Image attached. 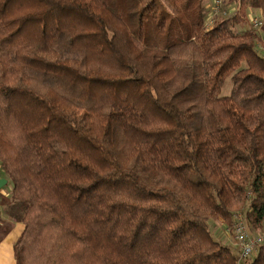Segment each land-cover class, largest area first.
<instances>
[{"label": "trees", "instance_id": "trees-1", "mask_svg": "<svg viewBox=\"0 0 264 264\" xmlns=\"http://www.w3.org/2000/svg\"><path fill=\"white\" fill-rule=\"evenodd\" d=\"M206 1L0 0L15 264H237L210 228L264 225V0Z\"/></svg>", "mask_w": 264, "mask_h": 264}, {"label": "built area", "instance_id": "built-area-1", "mask_svg": "<svg viewBox=\"0 0 264 264\" xmlns=\"http://www.w3.org/2000/svg\"><path fill=\"white\" fill-rule=\"evenodd\" d=\"M207 1L204 5L205 17L203 26L205 29H210L217 19L233 14L237 8L236 4L231 3L230 0ZM247 19L248 25L251 28L260 30L263 21L261 10L257 8H248ZM221 229L227 238L225 240L224 238H215L233 247L238 255L237 264H243L249 259L254 258L259 248L264 246V232L253 234L241 212L234 213L231 222L222 224Z\"/></svg>", "mask_w": 264, "mask_h": 264}, {"label": "crops", "instance_id": "crops-1", "mask_svg": "<svg viewBox=\"0 0 264 264\" xmlns=\"http://www.w3.org/2000/svg\"><path fill=\"white\" fill-rule=\"evenodd\" d=\"M242 27L245 28L247 25H242ZM1 178H4L2 173H0V179ZM6 188L8 190L10 189L9 186H6ZM1 189H3V187ZM4 193L7 194V191ZM0 220L9 228V232L0 241V264H15L13 258V244L23 228L22 224L14 221L11 217L3 213H0ZM13 230H15L14 234L12 233Z\"/></svg>", "mask_w": 264, "mask_h": 264}, {"label": "rangeland", "instance_id": "rangeland-1", "mask_svg": "<svg viewBox=\"0 0 264 264\" xmlns=\"http://www.w3.org/2000/svg\"><path fill=\"white\" fill-rule=\"evenodd\" d=\"M207 2H209V0L207 1ZM232 3V2H231ZM236 29L238 30V29H245L244 27H242V25H237L236 26ZM257 49H258V51L259 52H264V49L262 48V46L260 45V44H257ZM231 89H232V82H231V78H230V76L229 77H227L226 79H225V81H224V84H223V86H222V88H221V91H220V96L221 97H226V96H229L230 95V92H231ZM0 173H1V171H0ZM3 175V174H2ZM5 188V189H4ZM4 189V190H3ZM3 189H0V194H3V195H8V193L10 192V189L8 190L6 187H3ZM3 190V191H2ZM7 191V194L6 193H4V192H6ZM4 208L3 207H0V213H3V214H5L4 213ZM222 224H224V222H220V221H213V222H211V231H212V234L214 235V237H216V238H221V239H223L224 238V240L227 238V236L225 235V234H223V231H222ZM248 225V224H247ZM248 227H249V225H248ZM249 229H250V231L253 233V234H259V233H262V232H264V225L262 226V228H261V230H259V231H254V230H252L251 229V227H249ZM14 231L15 230H13L12 231V233L14 234Z\"/></svg>", "mask_w": 264, "mask_h": 264}, {"label": "water", "instance_id": "water-1", "mask_svg": "<svg viewBox=\"0 0 264 264\" xmlns=\"http://www.w3.org/2000/svg\"><path fill=\"white\" fill-rule=\"evenodd\" d=\"M7 183V180L5 178L0 179V188L4 187Z\"/></svg>", "mask_w": 264, "mask_h": 264}]
</instances>
